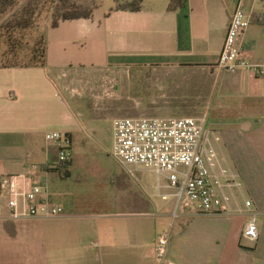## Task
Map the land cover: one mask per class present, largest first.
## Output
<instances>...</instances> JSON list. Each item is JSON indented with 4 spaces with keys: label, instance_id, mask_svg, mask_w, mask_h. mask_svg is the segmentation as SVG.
I'll return each mask as SVG.
<instances>
[{
    "label": "crops",
    "instance_id": "obj_1",
    "mask_svg": "<svg viewBox=\"0 0 264 264\" xmlns=\"http://www.w3.org/2000/svg\"><path fill=\"white\" fill-rule=\"evenodd\" d=\"M131 1L118 0L121 4ZM95 2L97 9L90 19L47 27L45 67L0 68V177L17 176L44 188L67 178L53 168L58 149L46 140L50 133L71 138L74 159L69 176L72 174L75 135L81 133L84 123L66 92L68 79L101 71L122 76L127 70L150 68L175 73L205 71L210 84L203 97L197 83V108L206 109L200 119L205 128L207 123L222 128L216 133L211 130L216 134L220 160L243 182V200L235 201L233 207L253 203L249 211L257 214L259 239L252 243L243 237L249 214L227 217L189 213L174 220L172 201L162 199L169 203L160 207L154 194L141 191L127 209L138 211V215L130 213L121 220L97 223V243L91 246L99 250L97 259L87 255L85 264H139L137 254L147 247L154 249L160 235L170 229L167 263L158 264H264V77H255L248 69L228 73L218 68L240 0H185L184 7L175 12L168 10L171 0H144L137 12L115 9L117 0ZM242 3L253 17L243 37V48L249 63L259 64L264 61V0ZM77 103L80 107L83 102ZM159 186V193L170 190L166 183ZM154 210L158 212L156 220ZM71 218L50 220L65 222ZM40 220L10 218L7 198H0L1 223ZM110 254L114 255L112 263L107 260Z\"/></svg>",
    "mask_w": 264,
    "mask_h": 264
},
{
    "label": "rangeland",
    "instance_id": "obj_2",
    "mask_svg": "<svg viewBox=\"0 0 264 264\" xmlns=\"http://www.w3.org/2000/svg\"><path fill=\"white\" fill-rule=\"evenodd\" d=\"M16 1L17 5L11 9L0 4V27L28 0ZM46 6L49 8L50 3ZM47 8L37 17L34 30L28 31L25 42H31L32 37L50 26L52 18ZM4 35L6 31H0V37L4 38ZM17 37L21 36L17 34ZM3 51L2 44L0 58ZM208 76L207 72L197 69L175 73L150 68L127 70L122 76L101 71L68 79L66 92L84 125L81 133L75 135L72 174L56 180L55 184H47L45 189L73 220L0 222V264H85L87 255L97 259L99 250L91 246L97 243L94 229L98 222H114L130 213L138 215V211L127 209H130L128 204L133 197L140 196L141 191L154 194V200L161 203L160 207L169 203L161 201L162 196L173 191L162 189L159 193L158 189L160 182L166 183L164 177L147 171L143 172L144 175H131L111 154L113 122L122 118H204L206 109L197 108V83L201 85L203 97L210 84ZM78 101L83 102L80 107ZM205 129L221 165L231 171L220 160L215 141V131L222 128L207 123ZM112 177H115L114 182ZM239 182L242 186L241 179ZM240 191L241 187L233 190L235 201L243 200ZM153 213L156 220L158 212L154 210ZM137 256L139 264H158L152 248L147 247ZM144 257L148 260L144 261ZM107 260L112 263L114 255L110 254Z\"/></svg>",
    "mask_w": 264,
    "mask_h": 264
},
{
    "label": "built area",
    "instance_id": "obj_3",
    "mask_svg": "<svg viewBox=\"0 0 264 264\" xmlns=\"http://www.w3.org/2000/svg\"><path fill=\"white\" fill-rule=\"evenodd\" d=\"M253 22L242 0L236 8L220 54L218 68L235 73L248 69L253 76L264 77V61L251 64L243 48V37ZM111 154L134 175L139 170L164 177L173 191L164 194V201L174 204L173 219L186 214L204 216H247L243 237L255 243L260 236L258 217L249 210L251 201L244 208L233 207V190L241 187L238 177L224 168L212 146L204 121L194 117L181 118H122L113 122ZM46 140L58 149V162L54 170L66 175L67 166L73 162V146L63 133L47 134ZM160 187V186H159ZM233 195V198H232ZM7 198V209L12 219H62L69 215L56 204L47 190L31 180L14 176L0 177V198ZM171 231L163 232L154 244L159 263H167V249Z\"/></svg>",
    "mask_w": 264,
    "mask_h": 264
},
{
    "label": "trees",
    "instance_id": "obj_4",
    "mask_svg": "<svg viewBox=\"0 0 264 264\" xmlns=\"http://www.w3.org/2000/svg\"><path fill=\"white\" fill-rule=\"evenodd\" d=\"M143 2L144 0H133L121 4L117 0L115 9L137 12L142 9ZM49 3L50 7L47 8L46 5ZM0 4L6 9H11L17 5V1L0 0ZM184 5L185 0H171L168 10L175 12L182 9ZM46 8L52 18L50 27L57 28L64 21L90 19L97 9V4L95 0H28L24 2L0 27L1 32L6 31L5 37H0V48L2 44L4 46L0 68H43L46 66L48 50L46 30L32 37L31 42H25L28 31L34 30L37 17ZM17 34L21 37H17ZM71 164L67 166L66 177L69 176Z\"/></svg>",
    "mask_w": 264,
    "mask_h": 264
}]
</instances>
